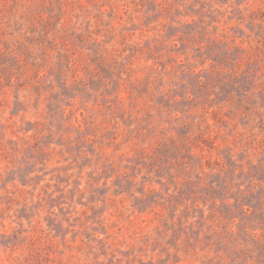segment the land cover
I'll return each mask as SVG.
<instances>
[{
    "label": "rangeland",
    "instance_id": "rangeland-1",
    "mask_svg": "<svg viewBox=\"0 0 264 264\" xmlns=\"http://www.w3.org/2000/svg\"><path fill=\"white\" fill-rule=\"evenodd\" d=\"M0 264H264V0H0Z\"/></svg>",
    "mask_w": 264,
    "mask_h": 264
}]
</instances>
